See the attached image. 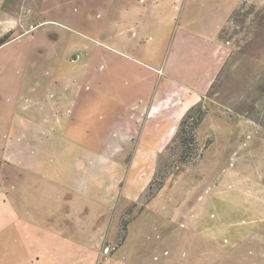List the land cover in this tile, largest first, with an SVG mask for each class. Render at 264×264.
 <instances>
[{
  "label": "crops",
  "instance_id": "crops-1",
  "mask_svg": "<svg viewBox=\"0 0 264 264\" xmlns=\"http://www.w3.org/2000/svg\"><path fill=\"white\" fill-rule=\"evenodd\" d=\"M240 1L0 0V264H126L140 146L204 101Z\"/></svg>",
  "mask_w": 264,
  "mask_h": 264
},
{
  "label": "rangeland",
  "instance_id": "rangeland-1",
  "mask_svg": "<svg viewBox=\"0 0 264 264\" xmlns=\"http://www.w3.org/2000/svg\"><path fill=\"white\" fill-rule=\"evenodd\" d=\"M250 22L224 28V46L236 49L199 104L206 113L196 131L198 154L192 149L181 159L180 124L166 144L174 123L153 127L140 146L132 191L139 198L150 182L121 217L117 237H105V258L115 252L126 264H264V28L255 33Z\"/></svg>",
  "mask_w": 264,
  "mask_h": 264
},
{
  "label": "trees",
  "instance_id": "trees-1",
  "mask_svg": "<svg viewBox=\"0 0 264 264\" xmlns=\"http://www.w3.org/2000/svg\"><path fill=\"white\" fill-rule=\"evenodd\" d=\"M251 20L250 22V30L257 33L264 28V6L251 1V0H241L236 10L231 15L229 22L235 23L236 25L242 23L243 21ZM227 25V24H226ZM225 25V26H226ZM220 32L219 39L222 43H224L227 38L224 36V28ZM7 36L0 38V45L5 42ZM229 40V39H228ZM236 49V48H235ZM233 48V52L230 49L227 58L219 72V74L226 68L228 63L230 62V58L232 57L233 53L235 52ZM216 81V80H215ZM215 82L213 83V85ZM212 85V87H213ZM212 89V88H211ZM259 89L264 91V83L260 84ZM206 111L202 109L201 105L191 107L186 115L184 116L183 120L180 123V130L177 133L176 137L181 139V143L184 145L183 156L181 159L185 162L186 156L193 150L196 151L198 149L197 145V127L201 123ZM257 122V120H255ZM259 124L264 128V120L259 121ZM198 154V153H197ZM132 212V209L129 210V213ZM127 220H124L123 227L126 229Z\"/></svg>",
  "mask_w": 264,
  "mask_h": 264
},
{
  "label": "built area",
  "instance_id": "built-area-1",
  "mask_svg": "<svg viewBox=\"0 0 264 264\" xmlns=\"http://www.w3.org/2000/svg\"><path fill=\"white\" fill-rule=\"evenodd\" d=\"M36 28V25L30 24L28 29L24 31V34L31 33Z\"/></svg>",
  "mask_w": 264,
  "mask_h": 264
}]
</instances>
